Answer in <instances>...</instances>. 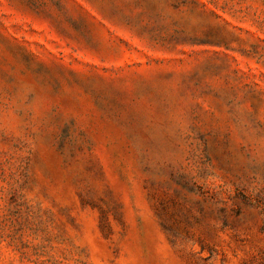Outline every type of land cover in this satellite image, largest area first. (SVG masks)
I'll use <instances>...</instances> for the list:
<instances>
[{
  "label": "rangeland",
  "instance_id": "1",
  "mask_svg": "<svg viewBox=\"0 0 264 264\" xmlns=\"http://www.w3.org/2000/svg\"><path fill=\"white\" fill-rule=\"evenodd\" d=\"M264 258V0H0V264Z\"/></svg>",
  "mask_w": 264,
  "mask_h": 264
},
{
  "label": "trees",
  "instance_id": "2",
  "mask_svg": "<svg viewBox=\"0 0 264 264\" xmlns=\"http://www.w3.org/2000/svg\"><path fill=\"white\" fill-rule=\"evenodd\" d=\"M244 264H264V258L262 259H256L255 257L248 260L247 262H245Z\"/></svg>",
  "mask_w": 264,
  "mask_h": 264
}]
</instances>
